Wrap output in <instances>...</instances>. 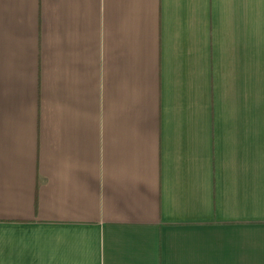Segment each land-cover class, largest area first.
Listing matches in <instances>:
<instances>
[{
    "label": "crops",
    "instance_id": "crops-1",
    "mask_svg": "<svg viewBox=\"0 0 264 264\" xmlns=\"http://www.w3.org/2000/svg\"><path fill=\"white\" fill-rule=\"evenodd\" d=\"M0 264H264V0H0Z\"/></svg>",
    "mask_w": 264,
    "mask_h": 264
}]
</instances>
